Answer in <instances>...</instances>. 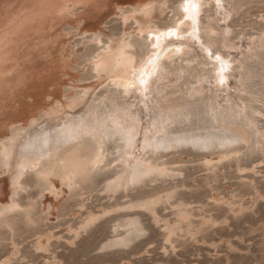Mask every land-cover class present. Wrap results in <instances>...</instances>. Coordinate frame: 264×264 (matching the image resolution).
<instances>
[{
	"label": "rangeland",
	"instance_id": "1",
	"mask_svg": "<svg viewBox=\"0 0 264 264\" xmlns=\"http://www.w3.org/2000/svg\"><path fill=\"white\" fill-rule=\"evenodd\" d=\"M31 1L0 0V36ZM59 1L0 62V264H264V0H202L229 88L191 47L145 110L95 61L139 63L183 0ZM207 134L233 141H173Z\"/></svg>",
	"mask_w": 264,
	"mask_h": 264
},
{
	"label": "bare ground",
	"instance_id": "2",
	"mask_svg": "<svg viewBox=\"0 0 264 264\" xmlns=\"http://www.w3.org/2000/svg\"><path fill=\"white\" fill-rule=\"evenodd\" d=\"M88 1L90 2V0ZM209 1L212 2L215 13L217 15L222 14V19L225 20L228 16V10L226 8L225 10L221 8L223 4L221 2L222 6L220 3L217 4V0ZM195 3L198 5L196 9L198 15L195 20L190 14L184 11L185 0H183L181 4L182 15L179 20L176 21L173 28L168 30H157L156 32L151 31L148 26L144 28L145 30L142 32L148 34V39H150L151 42L147 54L139 63H134L133 58H131L127 52L129 45L122 41L117 43L116 48L109 46L108 50L100 54L95 61L98 68L111 73V76L120 85L121 91L126 95H130L133 101L138 103L143 110L146 109L154 95L158 92L160 85L169 76L165 68V62L176 60L184 51L191 47L196 49L210 66L211 74L204 80L216 91L225 92L229 88L228 79L233 73L235 65L234 59L229 54H223L219 50L214 51L213 44L204 39L202 35L211 32L212 28L206 26L201 21L200 13L202 12V0H195ZM60 5L61 3L59 0H32L28 7H24L23 9L25 11L20 17L21 20H19L13 28L0 36V62L6 60L9 43L18 36L17 32L24 26L29 17L31 22L40 19L53 13L56 9H59L61 7ZM142 10L148 15L151 11V7L143 6ZM182 26L186 27L184 32L180 31ZM168 37L180 38L182 42L167 44L166 41ZM217 56L221 58L223 64L227 67V71L222 77L223 82H221V77L218 76L221 63L217 61ZM149 59L152 60L151 64L147 63ZM117 67L118 70H116ZM153 67L156 69L154 74ZM142 68L146 69L143 75H141ZM141 79L146 81V87L140 85L139 81ZM177 138L180 137H175L173 139Z\"/></svg>",
	"mask_w": 264,
	"mask_h": 264
},
{
	"label": "water",
	"instance_id": "3",
	"mask_svg": "<svg viewBox=\"0 0 264 264\" xmlns=\"http://www.w3.org/2000/svg\"><path fill=\"white\" fill-rule=\"evenodd\" d=\"M101 133L105 137H110L112 135V134H109V133H107L105 131H101ZM62 139L65 140V139H67V137L66 138H62ZM160 141H161L160 144H158L157 146H155L156 148H158V147H165L167 145L166 143H168V142H166V140H160ZM173 141L175 143L180 142V141H183V142H188V143H190L192 145H198L199 147H206L207 145H209L213 141H215L219 145H222L225 142L226 143L232 142L233 139L230 138V137L221 135V134H215V135H213V134H211V135L210 134H207V135H203V136H200V137H198L196 139H192V140L191 139H188L187 137H184V138L180 137V138H177V139H173Z\"/></svg>",
	"mask_w": 264,
	"mask_h": 264
},
{
	"label": "snow or ice",
	"instance_id": "4",
	"mask_svg": "<svg viewBox=\"0 0 264 264\" xmlns=\"http://www.w3.org/2000/svg\"><path fill=\"white\" fill-rule=\"evenodd\" d=\"M220 3V0H217V4ZM198 8V5L195 3V0H185V8L184 11L188 14H190L192 16V18L195 20L196 16L198 15V12L196 11V9ZM217 61H220L221 63V68L220 71L218 72V76L221 77V82H223L222 77L223 74L227 71V67L223 64V61L221 60V58L219 56L216 57ZM149 64L152 63V60L149 59L148 62ZM155 67H153V74L155 72ZM146 69L142 68L141 69V75H143L145 73ZM140 85L143 87H146V81H144L143 79H141L139 81Z\"/></svg>",
	"mask_w": 264,
	"mask_h": 264
}]
</instances>
